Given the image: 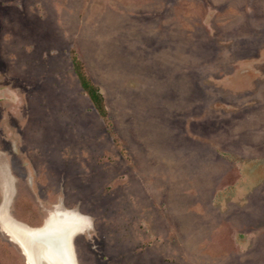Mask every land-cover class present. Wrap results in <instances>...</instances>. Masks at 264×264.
Returning <instances> with one entry per match:
<instances>
[{"label": "rangeland", "instance_id": "1", "mask_svg": "<svg viewBox=\"0 0 264 264\" xmlns=\"http://www.w3.org/2000/svg\"><path fill=\"white\" fill-rule=\"evenodd\" d=\"M9 184L14 219L86 223L81 264H264V0H0Z\"/></svg>", "mask_w": 264, "mask_h": 264}, {"label": "bare ground", "instance_id": "2", "mask_svg": "<svg viewBox=\"0 0 264 264\" xmlns=\"http://www.w3.org/2000/svg\"><path fill=\"white\" fill-rule=\"evenodd\" d=\"M4 196L7 197V188ZM0 223L10 238L25 250L28 264H34L30 256L36 252L42 253L50 264H74L69 238L73 232L82 231L86 225L78 217L51 212L44 226L38 229L29 228L24 222L14 219L7 213L6 201L0 206ZM32 241L41 243L40 247L33 248L30 244Z\"/></svg>", "mask_w": 264, "mask_h": 264}, {"label": "trees", "instance_id": "3", "mask_svg": "<svg viewBox=\"0 0 264 264\" xmlns=\"http://www.w3.org/2000/svg\"><path fill=\"white\" fill-rule=\"evenodd\" d=\"M70 54L74 73L80 83L82 90L86 93L100 117L107 123L108 111L106 108L104 96L100 91V88L88 75L84 63L77 55L76 51L70 50Z\"/></svg>", "mask_w": 264, "mask_h": 264}, {"label": "water", "instance_id": "4", "mask_svg": "<svg viewBox=\"0 0 264 264\" xmlns=\"http://www.w3.org/2000/svg\"><path fill=\"white\" fill-rule=\"evenodd\" d=\"M9 195H7V197H5L4 196V198H3V202L4 201H6V209H7V203H8V200H9V197H8ZM3 204V203H2ZM69 210H72V209H69ZM75 211V210H74ZM75 212H77L79 215H83V214H81V213H79L78 211H75ZM11 216V215H10ZM47 218V217H46ZM46 218L44 219V222L40 225V226H29L28 224H26V223H24V224H26L29 228H35V229H38V228H41L42 226H44V224H45V221H46ZM90 223V222H89ZM90 225H91V223H90ZM81 233H83V232H73L72 234H71V236H70V238H69V247H70V250H71V253H72V257H73V263L74 264H79V262H78V258H77V253H76V250H75V238L77 237V235H79V234H81ZM8 236V235H7ZM9 237V236H8ZM9 239L11 240V241H13L10 237H9ZM39 241V240H38ZM34 242V241H32V242H30V244H31V246L33 247V248H38V247H40V245H41V243H39V242ZM14 242V241H13ZM15 243V242H14ZM16 244V243H15ZM18 246H19V248L21 249V251L23 252V254L26 256V260H27V256L28 255H26L25 254V250L19 245V244H17ZM30 260L34 263V264H50L49 263V261L48 260H46V258L43 256V254L42 253H35V255L33 254V255H31L30 256ZM28 261V260H27Z\"/></svg>", "mask_w": 264, "mask_h": 264}, {"label": "flooded vegetation", "instance_id": "5", "mask_svg": "<svg viewBox=\"0 0 264 264\" xmlns=\"http://www.w3.org/2000/svg\"><path fill=\"white\" fill-rule=\"evenodd\" d=\"M16 187L14 186V185H8V192H9V200H8V203H7V213L9 214V215H11V216H13L12 215V211H13V209L11 208V206H12V204H13V199H12V195H14L15 193V191H16V189H15ZM79 190V188H71V191H73V192H75V191H78ZM2 203H3V199H2V201L0 202V206L2 205ZM74 202L73 201H71V203L70 202H65V203H62L63 204V206L66 208V206H69V205H72ZM77 203V202H76ZM61 207H63L62 205H60ZM63 207V208H64ZM74 207V206H73ZM77 207H79V204L77 203L76 204V206L74 207V208H77ZM44 222V219H43V221H42V223ZM26 223V222H25ZM26 224H28V223H26ZM29 225V224H28ZM29 226H32V225H29ZM38 226H40V225H38ZM81 238V236H78L77 237V239H75V245H76V249H78V243H79V239ZM8 240L9 241H11L10 239H9V237H8ZM11 242H13V241H11ZM14 243V242H13ZM17 245V244H16ZM18 246V245H17ZM18 248H19V246H18ZM19 252H20V254L23 256V263L24 264H28V262H27V260H26V256L23 254V252L21 251V249L19 248ZM77 258H78V262H79V264H81V260H80V257L79 256H77Z\"/></svg>", "mask_w": 264, "mask_h": 264}, {"label": "crops", "instance_id": "6", "mask_svg": "<svg viewBox=\"0 0 264 264\" xmlns=\"http://www.w3.org/2000/svg\"><path fill=\"white\" fill-rule=\"evenodd\" d=\"M206 175H207V172L205 173V176H204V177H205V179H207V176H208V175H207V176H206Z\"/></svg>", "mask_w": 264, "mask_h": 264}]
</instances>
